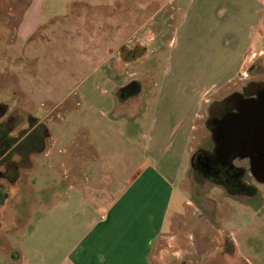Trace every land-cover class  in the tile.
Returning <instances> with one entry per match:
<instances>
[{
  "label": "rangeland",
  "instance_id": "374dc122",
  "mask_svg": "<svg viewBox=\"0 0 264 264\" xmlns=\"http://www.w3.org/2000/svg\"><path fill=\"white\" fill-rule=\"evenodd\" d=\"M166 1L46 0L40 15H30L34 31L22 39L18 34L8 38L6 31L16 33L29 0H0V28L6 26L4 37L8 38L5 50L0 51V103L12 108L14 116L31 105L36 118L45 117L48 135L45 154H32L22 163L27 170L21 171L18 189L7 190L13 203L19 205L20 221L16 227L19 231L4 236L0 264H57L61 253L84 231L74 228V219L86 220L89 209L96 215L98 208L113 205L143 175V181L147 179L155 188L149 194L166 188L167 195L150 264L185 261L190 235L208 229L203 222L192 220L193 179L188 176L196 148L208 144L210 136L204 127L206 103L235 91L241 73L249 75L246 78H258L247 73L258 55L245 58L237 71L224 75V69L232 64L223 61L230 46H221L218 41L191 45L179 39L168 46L169 34L164 49L152 47L147 58L126 69L132 75L144 72L156 82L143 113L139 115L141 110H137L140 117L132 123L113 119L111 85L94 72L148 16L156 17L152 12ZM257 1L263 10L264 0ZM113 6L116 12H112ZM95 13L109 17L94 21ZM161 14L158 16L163 17ZM180 20H175L176 27ZM249 30L247 42L251 41V50L261 55L264 70V20L258 35L254 36L255 27ZM150 139L162 142L155 146ZM154 146L158 157L150 151ZM160 158L159 167L156 161ZM76 162L84 164L92 183L73 179L68 204L62 201L46 211L42 205L44 199L48 202V188L58 182L61 167L75 166ZM148 175L150 178H145ZM262 184H255L259 196L249 202L229 199L217 187L207 194L216 204L214 224L218 231L230 232L237 250L233 256L217 259L213 253L211 261L244 264L245 259L257 264L253 256H264ZM149 225L155 228L150 221ZM34 249L41 251L40 256Z\"/></svg>",
  "mask_w": 264,
  "mask_h": 264
},
{
  "label": "flooded vegetation",
  "instance_id": "af4514ba",
  "mask_svg": "<svg viewBox=\"0 0 264 264\" xmlns=\"http://www.w3.org/2000/svg\"><path fill=\"white\" fill-rule=\"evenodd\" d=\"M161 30V23L153 18L144 30L125 39L102 65V73L111 85L110 114L115 121L132 123L143 113L156 82L144 72L132 75L126 69L147 58L152 47L164 49L158 40ZM260 56L247 71L258 78H246L249 75L241 73L235 91L206 103L204 127L210 136L208 144L196 148L189 175L193 179L192 220L203 222L208 229L190 235L188 258L177 264H216L214 259L237 252L230 232L218 231L214 224L216 204L207 194L217 187L229 199L249 202L259 196L255 184L264 183L260 182L264 173H259L264 171L260 164L264 160V70ZM137 110H141L139 115ZM12 111L7 104L0 103V248L4 236L15 233L20 220L19 205L13 203L7 190L18 189L21 171L27 170L22 163L32 154H45L48 139L45 117L36 118L31 105L16 116ZM253 167L257 178L250 172ZM213 253L211 261L209 255ZM242 263L249 264L247 260Z\"/></svg>",
  "mask_w": 264,
  "mask_h": 264
},
{
  "label": "crops",
  "instance_id": "0c3cea01",
  "mask_svg": "<svg viewBox=\"0 0 264 264\" xmlns=\"http://www.w3.org/2000/svg\"><path fill=\"white\" fill-rule=\"evenodd\" d=\"M166 2L152 12L156 13V17L148 16L126 39L136 36L148 26L153 18H157L162 29L158 37L161 46H169L173 39H179L183 43L191 45L198 42L202 44L206 41L210 44L213 41L214 43L218 41L221 46H230L229 55H223V61L226 63L232 61V64L224 69V75H229L234 70L237 71L245 58L259 54L251 50V41L247 42L251 35L249 28L255 27L254 36L258 35L264 20V9L260 8L257 0H169ZM45 4L46 0H29L28 9L21 19L16 33L11 32L9 35L6 31L7 37L15 38L18 34L22 39L29 38L35 29V25L29 20L30 15L34 14L36 17L40 15ZM99 7L105 8L104 6ZM116 11L115 6L112 8V12ZM161 12H163V17L158 16ZM92 16H95L92 17L94 21H97V18L104 20L109 17L107 14L101 15L100 13L99 16L97 13ZM177 17L181 19V22L176 27L174 23ZM4 28H6L5 25L0 28V51L5 50L8 41V38L4 37ZM246 28L248 31H245ZM169 34H171V40L166 45L165 37H168ZM246 45H248L247 48H245ZM104 63L105 61L101 65L98 64L94 71L98 78L100 75L105 77L101 69ZM158 123L159 121H156L155 126ZM156 140L150 139L151 144L156 146L162 142L161 139ZM155 146L152 148L153 151L151 149L150 151L158 157L159 151L155 150ZM147 150L149 151V149ZM80 155L84 157V153L81 152ZM91 159L94 161V156ZM162 160L158 159L156 166L160 167ZM76 164L75 166L61 167L58 182L48 188L50 191L48 202L44 199L45 203L42 206L44 209L47 208L46 211L49 209L50 212L55 204L62 203V201L66 202L65 205L68 204L72 199L70 189L75 186L73 179L76 182L82 180L89 184L92 183L91 178L83 170L84 164L78 165L77 162ZM189 174L190 171L188 176ZM167 177L170 180L173 179L170 173L167 174ZM145 178H150V175ZM143 179L144 175L137 182L131 184L118 201L113 205L108 204L105 210L98 208L94 215L93 211L89 209V218L81 221L77 219L78 217L76 220L74 219V228H80L82 231L84 229V231L81 234L78 233L79 237L76 242L61 253L60 261L57 264H150L151 248L160 234L158 226L162 221L160 216H162L167 195L166 188H162L161 193L153 191L149 194L155 188L147 179L145 181ZM76 215L78 216V214ZM149 221L155 225V228L149 225ZM16 230L19 231V229ZM17 234L15 235L19 236V232ZM33 251L37 256H40L41 251L38 249ZM253 259L257 264H264V256H260V258L253 256Z\"/></svg>",
  "mask_w": 264,
  "mask_h": 264
},
{
  "label": "water",
  "instance_id": "95a60500",
  "mask_svg": "<svg viewBox=\"0 0 264 264\" xmlns=\"http://www.w3.org/2000/svg\"><path fill=\"white\" fill-rule=\"evenodd\" d=\"M253 145L256 146V145H257V142H253ZM252 147H253V146H252ZM261 152H263V151H261ZM262 159H264V157H262ZM260 164L263 166V165H264V160H262ZM260 168H261V167H260ZM260 171H261V172H259V173H261V174L264 173V171H263L262 169H261ZM250 172L252 173V175L254 176V178H257V176H256V173H257V172H255V167L251 168V169H250ZM260 182H264V179H263V180H260Z\"/></svg>",
  "mask_w": 264,
  "mask_h": 264
},
{
  "label": "trees",
  "instance_id": "16d2710c",
  "mask_svg": "<svg viewBox=\"0 0 264 264\" xmlns=\"http://www.w3.org/2000/svg\"><path fill=\"white\" fill-rule=\"evenodd\" d=\"M226 102V100L224 101V103ZM224 108H227V107H224ZM190 172H191V170H190Z\"/></svg>",
  "mask_w": 264,
  "mask_h": 264
}]
</instances>
